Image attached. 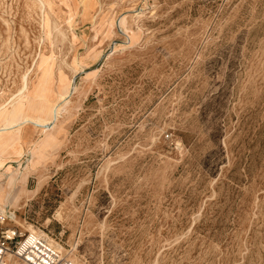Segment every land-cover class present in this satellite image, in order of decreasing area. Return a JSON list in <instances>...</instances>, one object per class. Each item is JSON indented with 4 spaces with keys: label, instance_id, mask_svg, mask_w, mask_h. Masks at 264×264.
Returning a JSON list of instances; mask_svg holds the SVG:
<instances>
[{
    "label": "rangeland",
    "instance_id": "obj_1",
    "mask_svg": "<svg viewBox=\"0 0 264 264\" xmlns=\"http://www.w3.org/2000/svg\"><path fill=\"white\" fill-rule=\"evenodd\" d=\"M42 60L75 81L0 157L11 226L79 264H264V0H0V108L26 76L39 117Z\"/></svg>",
    "mask_w": 264,
    "mask_h": 264
},
{
    "label": "bare ground",
    "instance_id": "obj_2",
    "mask_svg": "<svg viewBox=\"0 0 264 264\" xmlns=\"http://www.w3.org/2000/svg\"><path fill=\"white\" fill-rule=\"evenodd\" d=\"M50 62L42 60L41 63L39 64L38 84L35 86L33 91L30 93L41 99L42 105L39 109V113H38L39 117L37 118L35 117L36 119H31V118H34L31 115V118L29 117L22 118V114H21L22 108H21L20 103H21V100H23L27 96L28 93L26 92H28L29 84H30V80L26 76L22 78V83L19 89L18 96L14 98L12 101L10 102L8 101V103H6L5 106L0 108V123L1 122L3 123L0 125V157L13 144H15L16 141H19V140L23 141V143L26 145H29L31 143V140L26 134V129L24 130V125L32 124L35 127H40V128H43L44 130H47L49 125L58 121L62 105L63 103L66 102L67 96H69L68 94L73 89L75 76L67 78L63 75H59L58 78L55 79L56 76H54V71H53V68ZM54 83H56L55 88L54 87L52 88ZM52 101H55L56 105H51L50 102ZM46 132L49 133V131H46ZM7 133H10V134L7 136ZM47 135L48 136H46L45 140L43 139L44 142L40 143L38 146H35L33 150V159L31 161V166L34 169H37V167L41 165L43 151H45V148L47 145L46 143L47 141L48 142L51 141L50 135L49 134ZM39 188H40V183L38 184L37 190ZM5 206H6L5 195L2 194L1 192L0 193V208L4 210ZM13 222H14V219H13ZM21 227L25 230V232L34 233V234L38 233L37 230L31 225L26 226L23 223L21 224ZM39 234L46 236L44 233L40 232V230H39ZM49 241L51 244H53L63 253V247L61 245L56 243L53 239L49 238ZM9 259L11 260L10 264H20L12 256L11 257L9 256ZM77 264L79 263L77 262Z\"/></svg>",
    "mask_w": 264,
    "mask_h": 264
},
{
    "label": "built area",
    "instance_id": "obj_3",
    "mask_svg": "<svg viewBox=\"0 0 264 264\" xmlns=\"http://www.w3.org/2000/svg\"><path fill=\"white\" fill-rule=\"evenodd\" d=\"M12 219L0 208V264H10L9 256L20 264H77L44 237L11 226Z\"/></svg>",
    "mask_w": 264,
    "mask_h": 264
}]
</instances>
